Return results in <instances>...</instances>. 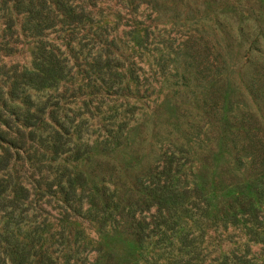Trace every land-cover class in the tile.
Segmentation results:
<instances>
[{"label": "rangeland", "instance_id": "rangeland-1", "mask_svg": "<svg viewBox=\"0 0 264 264\" xmlns=\"http://www.w3.org/2000/svg\"><path fill=\"white\" fill-rule=\"evenodd\" d=\"M71 1L88 19L38 43L0 0V133L21 147L0 170L5 263L264 264V0ZM80 172L106 213L64 200Z\"/></svg>", "mask_w": 264, "mask_h": 264}, {"label": "trees", "instance_id": "trees-1", "mask_svg": "<svg viewBox=\"0 0 264 264\" xmlns=\"http://www.w3.org/2000/svg\"><path fill=\"white\" fill-rule=\"evenodd\" d=\"M14 1V8L17 10H21L22 12H25V26L27 25L28 29L32 33L33 36L39 37L38 43H42V36L44 35V31L46 28H50L53 26H56L57 24H61L63 27L67 26V28L74 29L79 24L83 23L86 19H88V15L86 12V9L80 5L79 3H74L71 0H13ZM13 21L11 19L7 20V28L11 29L13 26ZM39 48H42L41 44H38ZM256 50L255 46H253ZM45 49V48H44ZM220 48L216 51L219 52ZM224 60L222 59L220 65L215 66L214 70L217 72V70H222L224 68ZM251 88L256 92V88L254 87L253 83L249 82V90ZM248 112H252L250 110H247ZM247 118L244 116H241L238 118V116L235 117V121L237 122V125L243 124L245 121H249L250 118H252V113H250ZM232 117V116H230ZM228 118L224 119V124L226 123L225 120H228ZM22 120V121H19ZM251 120V119H250ZM17 121L21 123V126L23 128L25 127H34L36 124L34 121H32V118L27 113L26 115H23L20 119L18 118ZM226 131L231 135L230 129L226 126ZM20 129V128H19ZM22 133L23 130L21 128L20 130ZM29 132H33V129H30ZM235 148L236 145L234 146ZM21 147L17 145V143L13 140L5 138V136L0 133V170L4 169L8 164L9 161L12 159L13 155L19 154V149ZM243 145L238 147V149H242ZM253 154V153H249ZM252 160H253V155ZM239 163L243 162L240 159ZM102 176V175H101ZM67 187L61 188V192L63 194V198L65 201L70 200L72 197L75 196L78 189L84 190L87 189L90 196V202L93 205H96L98 208V212L100 213H106L109 210V206L112 203V198L114 194L110 192L109 186L105 184H101L100 186L96 183L89 184L88 179L86 175L83 172H80L76 175L74 180L69 178L67 180ZM19 187L16 190L21 191V197L23 199H26L28 188L23 187L22 185H18ZM18 193L16 192L15 195L11 199H16ZM7 197V186L2 185V181L0 180V197ZM10 202H13V200H10ZM116 205V204H115ZM15 204L13 205L11 210H8L6 208V203L0 204V211L7 212L12 214V211L14 209ZM124 208V207H123ZM251 213V212H250ZM107 215L111 216V212H109ZM10 216V217H11ZM126 221L132 222L136 221V225L134 229H124L127 231L129 235H132L134 239L138 241H142L147 235L148 231L147 229L143 228V224L140 220H136L134 213H131V211L128 209L127 213L125 214ZM262 234H264V229L262 230ZM16 256L18 257L19 261L23 263L28 258V252H21L20 254L16 253ZM0 264H6L5 258L0 256Z\"/></svg>", "mask_w": 264, "mask_h": 264}]
</instances>
